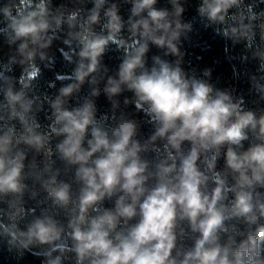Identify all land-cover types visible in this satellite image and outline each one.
Segmentation results:
<instances>
[{
    "label": "clouds",
    "instance_id": "9594fccd",
    "mask_svg": "<svg viewBox=\"0 0 264 264\" xmlns=\"http://www.w3.org/2000/svg\"><path fill=\"white\" fill-rule=\"evenodd\" d=\"M188 7L0 0L9 252L40 264H264V106L217 86L211 67L185 66ZM193 7L204 28L242 49L252 67L234 66V76L264 100V0ZM57 52L70 71L45 79Z\"/></svg>",
    "mask_w": 264,
    "mask_h": 264
},
{
    "label": "trees",
    "instance_id": "16d2710c",
    "mask_svg": "<svg viewBox=\"0 0 264 264\" xmlns=\"http://www.w3.org/2000/svg\"><path fill=\"white\" fill-rule=\"evenodd\" d=\"M189 7L185 13V18L193 21L194 31L190 34V39L185 41L183 49L186 50V67L189 69L195 68L197 74L205 67L213 69V80L217 86L231 85L238 93H243L249 107L264 106V100H261L254 92H249L250 85L247 79L243 76L236 78L233 73L235 66L237 71L252 67L243 59V51L240 48L235 50L229 46V42L217 36L212 28H204L199 18L196 17L194 11V0H188ZM125 12L127 9L125 8ZM226 47L228 50L226 51ZM155 51V49H153ZM118 54L109 52L105 61L115 66L117 64ZM57 63L52 71L45 75V79H54L56 72L64 73L70 71V68L65 67L63 63V53L57 52ZM59 84V82H57ZM41 91L45 90L44 81H41ZM102 110L106 107L104 97L99 100ZM145 132L148 131L146 126ZM0 264H40L37 257L29 253L22 255L16 252H9L4 246L0 245Z\"/></svg>",
    "mask_w": 264,
    "mask_h": 264
}]
</instances>
